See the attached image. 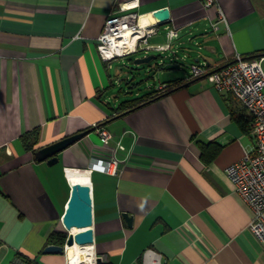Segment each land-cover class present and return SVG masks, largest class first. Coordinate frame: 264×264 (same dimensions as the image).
I'll return each mask as SVG.
<instances>
[{"label":"crops","instance_id":"crops-1","mask_svg":"<svg viewBox=\"0 0 264 264\" xmlns=\"http://www.w3.org/2000/svg\"><path fill=\"white\" fill-rule=\"evenodd\" d=\"M135 1L140 14L169 7L170 20L149 41L170 43L157 68L171 70L164 82L179 86L122 111L130 99L114 94L111 102L119 73L97 39L109 14ZM220 10L228 26L214 30ZM172 27L178 36L170 41ZM237 53L264 57V0L210 8L202 0H0V264H26L18 252L32 264H67L66 254L43 250L55 230H66L75 183L91 187L92 247L103 264H264V245L249 227L253 209L227 174L255 147L252 130L242 127L252 117L235 96L190 72L195 63L223 66ZM97 126L114 134L109 146ZM35 130L32 150L23 136ZM85 131L57 163L36 158L41 147ZM203 143L213 144L206 156L219 147L210 162ZM113 155L117 175L89 168L93 157Z\"/></svg>","mask_w":264,"mask_h":264},{"label":"built area","instance_id":"built-area-1","mask_svg":"<svg viewBox=\"0 0 264 264\" xmlns=\"http://www.w3.org/2000/svg\"><path fill=\"white\" fill-rule=\"evenodd\" d=\"M206 8L218 5L219 0H202ZM139 2L123 4L106 19L102 33L99 35L98 51L106 61L146 51H162L170 48L167 44H152L150 38L160 30V22L154 18V11L140 14ZM228 26L226 15L220 10L218 21L212 23L214 30L219 29V23ZM168 39L171 41L178 36V28H169ZM264 57L247 58L237 53L232 61L218 68H211L206 63H195L190 66L192 78L206 77L213 86L222 92L235 96L252 117V133L256 144L253 150L247 151L244 157L227 167V174L235 185L236 192L248 203L254 212L250 230L264 245ZM167 83H160L157 89L165 91ZM101 145L109 146L114 134L106 127H98ZM123 149L120 141L116 142L113 150ZM120 160L116 155L109 158L93 157L89 168L108 174L119 173ZM67 264H75L70 259L67 249ZM103 263L104 259L94 257L89 264ZM79 264V263H78Z\"/></svg>","mask_w":264,"mask_h":264},{"label":"water","instance_id":"water-1","mask_svg":"<svg viewBox=\"0 0 264 264\" xmlns=\"http://www.w3.org/2000/svg\"><path fill=\"white\" fill-rule=\"evenodd\" d=\"M171 18V12L169 7H161L154 11V18L160 23L169 21ZM154 55H148L140 57L134 60L135 64H147L150 63ZM88 132L77 133L68 137H65L50 145L41 147L35 152L36 158L40 161L46 160L48 164L52 165L59 161L58 154L74 144ZM129 224H132V216L128 213L123 214ZM63 225L68 232L66 244L69 249L75 244L87 245L94 243V204L91 193V187L89 184H73L71 187V195L67 203L66 211L62 219ZM84 228V229H83ZM74 229H83L77 233H73ZM43 252L45 254H65L64 246L58 244L47 245ZM99 264H103L99 260Z\"/></svg>","mask_w":264,"mask_h":264},{"label":"rangeland","instance_id":"rangeland-1","mask_svg":"<svg viewBox=\"0 0 264 264\" xmlns=\"http://www.w3.org/2000/svg\"><path fill=\"white\" fill-rule=\"evenodd\" d=\"M168 39L164 38L163 42H167ZM146 51H140L136 54L131 55V59L127 57L118 58L113 60V69L112 73L116 76V84L113 88H111V95L114 94L117 96V99H131L134 97H138L140 95L145 94L146 92L153 90L154 88H158L160 83L164 81H168L172 79V75L169 74L166 70L162 73V69L157 68V62H159V58L153 59L151 64H135L134 60L138 57H144L146 55H160V51H150L149 53H145ZM187 72V69H185ZM115 100L114 96L111 99L113 103Z\"/></svg>","mask_w":264,"mask_h":264},{"label":"trees","instance_id":"trees-1","mask_svg":"<svg viewBox=\"0 0 264 264\" xmlns=\"http://www.w3.org/2000/svg\"><path fill=\"white\" fill-rule=\"evenodd\" d=\"M260 56H261V54L258 53L255 55L247 56V58H259ZM156 57H157V55H154V58H156ZM164 83H166V82H164ZM168 83L171 84V88H169L170 85ZM168 83H167L168 88L165 91H160L159 89H153V90L147 92L146 94H144L140 97L130 99V100H124L120 106L121 110L123 111V110H127V109L138 108V107L142 106L143 104L152 102L154 100H157V99L169 94L172 90H174L176 87L179 86V83L177 84V83H175V81L174 82H168ZM245 121H243L242 127L244 128V130L250 131L252 128V118H251V122L248 120H245ZM39 135H40L39 130H35L32 133H28V134L24 135L23 141H24L26 147L29 149H32V150H36L34 146H36V144L39 141ZM211 145H213V144H211V143L208 145L205 143L201 144V148L203 150L202 157L205 159L206 162H210L216 156V154L219 151V147L216 146L214 152H212L210 154V156H206V155H208L207 149L210 148ZM67 237H68L67 230H64V231L55 230L50 235V237L48 238V245L49 244H58V245L64 246L66 244ZM1 245H2V242L0 241V246ZM17 257L19 259H21L22 261H24L26 264H32L33 263V260L31 258H29L26 255H23L20 252L17 253Z\"/></svg>","mask_w":264,"mask_h":264},{"label":"bare ground","instance_id":"bare-ground-1","mask_svg":"<svg viewBox=\"0 0 264 264\" xmlns=\"http://www.w3.org/2000/svg\"><path fill=\"white\" fill-rule=\"evenodd\" d=\"M83 229H74L73 233H77ZM92 246V244H75L69 249L68 255L75 264H89V262L92 261V258L94 257V250Z\"/></svg>","mask_w":264,"mask_h":264}]
</instances>
